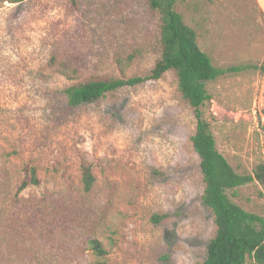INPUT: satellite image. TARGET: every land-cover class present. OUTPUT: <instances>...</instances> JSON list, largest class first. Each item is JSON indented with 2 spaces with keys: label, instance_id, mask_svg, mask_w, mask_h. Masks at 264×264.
<instances>
[{
  "label": "rangeland",
  "instance_id": "obj_1",
  "mask_svg": "<svg viewBox=\"0 0 264 264\" xmlns=\"http://www.w3.org/2000/svg\"><path fill=\"white\" fill-rule=\"evenodd\" d=\"M175 10L214 66H257L207 82L203 106L216 148L250 171L264 161V0H181ZM158 25L146 0H0V264L203 261L214 225L173 72L78 106L63 92L147 74ZM235 190L232 201L264 216V186Z\"/></svg>",
  "mask_w": 264,
  "mask_h": 264
},
{
  "label": "trees",
  "instance_id": "obj_2",
  "mask_svg": "<svg viewBox=\"0 0 264 264\" xmlns=\"http://www.w3.org/2000/svg\"><path fill=\"white\" fill-rule=\"evenodd\" d=\"M21 2L23 0H7ZM181 0H146L148 8L158 14L159 56L145 75L129 77H92L66 86L63 90L67 104L78 106L102 97L122 87H131L148 79H158L172 71L180 97L191 108L195 127L189 137L191 147L199 158L203 181L202 204L212 215L214 233L209 240L205 257L200 264H264V216L243 209L232 201L236 188L253 181L264 186V161L250 171H237L219 152L211 131V123L204 116L203 106L210 99L207 82L219 77L256 69L252 63L214 66L210 56L200 48L196 32L175 10ZM264 70V64L260 66ZM81 180L85 190L94 183L89 165H82ZM28 183L36 185L35 168L30 167ZM98 257L105 250L96 238L88 240ZM97 264H107L99 260Z\"/></svg>",
  "mask_w": 264,
  "mask_h": 264
}]
</instances>
